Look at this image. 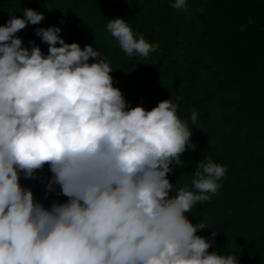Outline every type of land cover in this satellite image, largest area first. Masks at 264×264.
Listing matches in <instances>:
<instances>
[{"label":"clouds","instance_id":"obj_1","mask_svg":"<svg viewBox=\"0 0 264 264\" xmlns=\"http://www.w3.org/2000/svg\"><path fill=\"white\" fill-rule=\"evenodd\" d=\"M171 7L188 10L186 0ZM43 19L26 8L0 26V264H239L234 252H209L216 233L198 235L208 227L186 215L217 193L225 167L205 158L195 191L171 194L170 165L195 147L178 104L130 107L110 64L91 45L66 43L58 26L36 29L47 55L25 47L17 33ZM106 27L130 57L159 48L123 18ZM45 165L46 191L58 185L68 198L51 208L20 183Z\"/></svg>","mask_w":264,"mask_h":264},{"label":"trees","instance_id":"obj_2","mask_svg":"<svg viewBox=\"0 0 264 264\" xmlns=\"http://www.w3.org/2000/svg\"><path fill=\"white\" fill-rule=\"evenodd\" d=\"M173 3L0 0V26L34 9L44 19L17 33L25 47L34 42L47 55L36 29L58 26L66 43L91 45L110 64L114 87L130 107L151 110L172 98L195 147L181 154L182 164L170 165L171 194L185 185L195 191L194 172L205 158L223 165L217 193L186 215L208 227L198 235L212 240L216 233L209 252H234L239 264H264V0H186L187 11L172 8ZM117 17L158 50L148 57L128 56L107 31ZM51 178L47 165L32 178L38 184L34 197L45 208L68 199L58 185L46 191Z\"/></svg>","mask_w":264,"mask_h":264},{"label":"rangeland","instance_id":"obj_3","mask_svg":"<svg viewBox=\"0 0 264 264\" xmlns=\"http://www.w3.org/2000/svg\"><path fill=\"white\" fill-rule=\"evenodd\" d=\"M20 183L24 187H30L33 190V193H35L38 187V184L36 181H34L33 179H25L23 175H21Z\"/></svg>","mask_w":264,"mask_h":264}]
</instances>
